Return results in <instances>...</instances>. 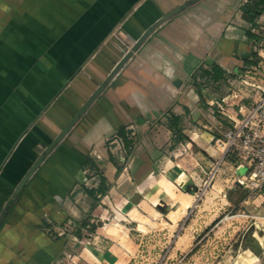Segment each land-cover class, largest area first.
Wrapping results in <instances>:
<instances>
[{
	"label": "crops",
	"instance_id": "obj_1",
	"mask_svg": "<svg viewBox=\"0 0 264 264\" xmlns=\"http://www.w3.org/2000/svg\"><path fill=\"white\" fill-rule=\"evenodd\" d=\"M187 1L25 3L22 11L32 22L22 18L0 43V264H56L72 238L88 231L94 235L87 248L90 264H127L119 231L102 229L105 198L126 186L136 192L137 182L152 178L144 197L133 201L152 208L150 202L160 205V191L176 201L185 198L175 187L185 182L186 167L171 181L150 171L163 159L174 163L182 149L203 152L208 159L196 158L195 165L202 170L210 172L220 162L216 174L231 167L239 176L246 173L239 168L241 158L226 153L217 139L264 92V0H198L152 32L16 202L11 198L45 149L31 146L45 136L47 120L66 121L50 143L141 35ZM7 11L0 10L2 16ZM117 40L128 48L110 53ZM68 100L75 106L69 112L62 107ZM102 177L109 189L96 198L89 190ZM257 205L264 219V205ZM184 206L186 214L190 205Z\"/></svg>",
	"mask_w": 264,
	"mask_h": 264
},
{
	"label": "rangeland",
	"instance_id": "obj_2",
	"mask_svg": "<svg viewBox=\"0 0 264 264\" xmlns=\"http://www.w3.org/2000/svg\"><path fill=\"white\" fill-rule=\"evenodd\" d=\"M28 1L10 0L6 4L5 0H0L2 13L6 12V8L8 10L3 16L0 12L2 45L8 35L12 34L14 25L19 24L22 18L27 19L26 24L32 22L33 18L25 14L26 10L22 11ZM113 44L116 45H109L110 53L121 47L128 48L120 40ZM71 104L72 101L68 100L67 105L62 107L69 112V108L75 109ZM49 110L45 113L47 118ZM65 123L66 121L54 123L47 120L45 136L36 138L31 149L42 151L57 128L60 129ZM37 151L33 152L32 156H36ZM231 155L239 161L238 151H231ZM202 157L208 159L197 147L192 150L182 149L174 154V163L163 159L159 166L150 170L160 179L171 181L178 177L184 167L188 169L184 177L185 182L175 187L178 193H187L180 201L173 200L168 194L160 191L162 200L159 203L162 206L150 202L151 208L142 201L138 203V199L144 197L148 185H151L155 178L148 183L137 182L134 185L136 192L128 190L126 186L125 190L119 189L121 193L114 192L109 198H105L103 205L108 211L103 215L104 221H101V224L105 223L104 226L112 227L117 233L119 231V241L127 252V264H259L262 261L264 219L260 218L262 214L258 213L257 209H260L261 205L257 204L264 205V195L257 196L259 201L254 204H243L242 197L248 195V192L236 186L239 175L235 168L230 166V170L224 174L218 172L210 181V172L204 164V170L201 166L195 167L196 158ZM14 201L16 202V199ZM179 204L181 209L174 212ZM185 204L190 205L186 214L183 212ZM84 233L82 236L86 238H72V245L59 254L56 264H90L87 248L93 243L94 235L89 234V231Z\"/></svg>",
	"mask_w": 264,
	"mask_h": 264
},
{
	"label": "built area",
	"instance_id": "obj_3",
	"mask_svg": "<svg viewBox=\"0 0 264 264\" xmlns=\"http://www.w3.org/2000/svg\"><path fill=\"white\" fill-rule=\"evenodd\" d=\"M224 138L217 142L224 144L226 153L238 151L240 167H246L245 174L236 179V184L248 192V199L264 195V92L254 103L242 112L239 119L229 128ZM220 166L218 162L209 173L211 181ZM208 182V181H207Z\"/></svg>",
	"mask_w": 264,
	"mask_h": 264
},
{
	"label": "water",
	"instance_id": "obj_4",
	"mask_svg": "<svg viewBox=\"0 0 264 264\" xmlns=\"http://www.w3.org/2000/svg\"><path fill=\"white\" fill-rule=\"evenodd\" d=\"M198 0H189L186 3L179 5L174 8L163 17L158 19L151 27H149L141 37L133 44L131 49L120 59V61L115 65L112 71L108 74L106 79L93 91V93L88 97L85 103L78 109V111L72 116L69 122L65 125V127L58 133V135L45 147V149L39 154L36 160L32 163L30 168L26 171L24 176L21 178L19 183L17 184L14 194L12 195V199H16L17 196L23 191L24 187L31 179V177L35 174L37 169L41 166V164L45 161L47 156L57 147V145L68 135L70 130L74 127V125L79 121V119L86 113V111L91 107V105L99 98L101 93L106 89L107 85L119 74V72L123 69V67L127 64V62L132 58L135 52L139 50V48L145 43V41L149 38L154 30L160 27L166 20L173 17L184 8L188 7L194 2ZM245 173V169H243L242 174ZM162 206V205H160ZM163 209V208H162ZM259 264H264V257Z\"/></svg>",
	"mask_w": 264,
	"mask_h": 264
},
{
	"label": "trees",
	"instance_id": "obj_5",
	"mask_svg": "<svg viewBox=\"0 0 264 264\" xmlns=\"http://www.w3.org/2000/svg\"><path fill=\"white\" fill-rule=\"evenodd\" d=\"M217 70H218V68H216ZM122 134V133H121ZM123 135V134H122ZM112 159L117 163V160L114 158V157H112ZM118 168H119V172L120 171H122V166L121 165H118ZM109 189V187L108 186H106V179L104 178V177H102L101 178V183H100V185H99V187L98 188H92V189H90L89 190V193L92 195V196H95L96 198H97V194H102V195H104L106 192H107V190ZM247 197V195H244L243 197H242V199H245ZM96 226H94V228H95ZM93 228V229H94Z\"/></svg>",
	"mask_w": 264,
	"mask_h": 264
},
{
	"label": "bare ground",
	"instance_id": "obj_6",
	"mask_svg": "<svg viewBox=\"0 0 264 264\" xmlns=\"http://www.w3.org/2000/svg\"><path fill=\"white\" fill-rule=\"evenodd\" d=\"M105 228H106V226L103 227V229H105ZM106 232H108V233H117V231L115 232V231L113 230V228L110 227V226L107 227Z\"/></svg>",
	"mask_w": 264,
	"mask_h": 264
}]
</instances>
